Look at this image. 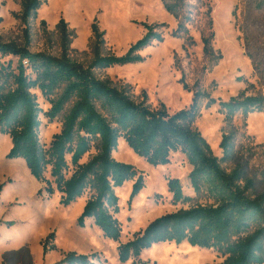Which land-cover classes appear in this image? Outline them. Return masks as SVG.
I'll use <instances>...</instances> for the list:
<instances>
[{"label": "trees", "instance_id": "obj_1", "mask_svg": "<svg viewBox=\"0 0 264 264\" xmlns=\"http://www.w3.org/2000/svg\"><path fill=\"white\" fill-rule=\"evenodd\" d=\"M43 1L19 0L20 19L28 22L35 17ZM161 2L177 21L172 36L182 38L185 47L192 45L194 40L188 25L196 20L200 8L207 2ZM252 3L255 10L264 11V0H252ZM205 14L206 22L202 26L207 31L201 30L202 52L216 63L221 54L211 45L209 7ZM142 25L146 30L144 35L125 53L116 55L106 51L103 32L93 24V39L85 62L71 57L70 42L74 33L63 19L58 22L59 54L31 51L29 38L23 44L0 39V58L10 55L17 59L15 67L11 60L0 62V134L8 135L11 140L6 157L23 159L30 175L44 184L38 193L44 189L50 196L56 191L63 206L88 192L77 225L83 227L91 219L104 237L118 241L121 225L115 217L119 206L114 189L134 179L132 198L144 187L142 174L132 164L112 157L119 138L151 165L167 164L171 153L180 151L192 167L188 180L195 197L211 201L154 218L143 230L117 246L118 260L126 263L132 259V264H148L139 258L142 250L162 242H186L201 249H213L223 257L221 262L205 264H264V190L257 191L258 182L250 174L248 160L244 158L250 147L236 145L237 130L233 125L237 115L246 117L249 113L264 111V94H248L244 89L222 101L194 89L187 108L169 113L162 102L157 108L147 104L146 93L137 100L126 86L98 77L97 70L142 61L140 51L153 41L162 40L163 31L159 27L164 23ZM247 55L259 68L261 61L255 60L254 53L248 50ZM183 87L187 89L185 84ZM35 91L50 105L44 112L49 120L67 110L61 130L53 135L48 146L38 137L42 109ZM215 102L225 122L219 143L221 157L213 155L194 125L202 107ZM86 154L88 158L82 161ZM47 172L49 178L45 177ZM258 177L264 182V167ZM167 188L175 203L192 199L184 195L178 178L168 179ZM51 237L52 234L47 239ZM46 251L44 245L43 253ZM94 257L68 252L55 264H94Z\"/></svg>", "mask_w": 264, "mask_h": 264}, {"label": "rangeland", "instance_id": "obj_2", "mask_svg": "<svg viewBox=\"0 0 264 264\" xmlns=\"http://www.w3.org/2000/svg\"><path fill=\"white\" fill-rule=\"evenodd\" d=\"M205 2L207 5L200 8L196 20L188 25L194 43L186 47L182 38L172 36L177 21L161 0H44L36 16L28 22L20 19L19 0H0V39L23 44L29 38L31 51L59 54L58 22L63 19L74 33L70 42L71 57L85 62L89 58L93 24L103 32L106 51L121 55L144 35L143 23H164L159 27L163 31L162 40L153 41L140 51L142 61L97 70L96 75L126 86L137 100L146 93L147 104L157 108L162 102L169 113L187 108L194 89L222 101L244 89L248 94H264V11L255 10L252 0ZM208 7L212 19L211 45L221 54L216 63L202 52L201 30L207 31L202 25L206 22ZM248 50L254 53L256 61H261L259 68L247 55ZM9 60L15 67L16 57L0 58V62ZM35 93L42 109L38 137L48 146L53 135L61 130L67 110L49 120L44 115L50 106L48 101L38 91ZM223 118L215 102L202 107L194 123L217 157L222 155L219 143L225 125ZM233 125L237 130L236 145L250 147L244 158L248 160L250 174L258 182L257 191H262L264 182L260 181L258 172L264 167V111L252 112L246 117L237 115ZM10 147V137L0 134V264H55L68 252L93 255L94 264H132V259L126 263L118 260L120 243L131 239L160 215L211 201L195 197L188 180L192 167L182 152L171 153L167 164L151 165L119 138L112 157L132 164L142 174L144 187L132 198L134 179L114 189L119 206L115 217L121 225V235L118 241H113L104 237L90 220L83 227L77 225L88 192L68 206L59 203L60 194L56 191L50 196L44 189L38 193L44 184H38L30 175L23 159L6 157ZM87 158L88 154L82 161ZM45 177L49 178L48 172ZM170 178H178L184 195L192 199L173 202L167 188ZM139 258L148 264H205L223 260L213 249L198 251V247L186 242L153 244L142 250Z\"/></svg>", "mask_w": 264, "mask_h": 264}, {"label": "crops", "instance_id": "obj_3", "mask_svg": "<svg viewBox=\"0 0 264 264\" xmlns=\"http://www.w3.org/2000/svg\"><path fill=\"white\" fill-rule=\"evenodd\" d=\"M37 182V181H36ZM38 183V182H37ZM39 184V183H38ZM39 189V188H38ZM88 220H90V221H92L91 219H88Z\"/></svg>", "mask_w": 264, "mask_h": 264}, {"label": "bare ground", "instance_id": "obj_4", "mask_svg": "<svg viewBox=\"0 0 264 264\" xmlns=\"http://www.w3.org/2000/svg\"><path fill=\"white\" fill-rule=\"evenodd\" d=\"M184 246V245H183ZM195 248V247H194ZM201 249L198 248V251H200Z\"/></svg>", "mask_w": 264, "mask_h": 264}]
</instances>
